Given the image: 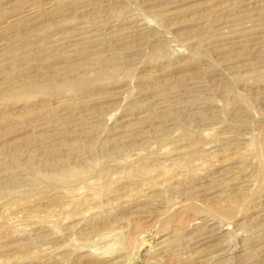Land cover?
<instances>
[{
  "label": "rangeland",
  "instance_id": "rangeland-1",
  "mask_svg": "<svg viewBox=\"0 0 264 264\" xmlns=\"http://www.w3.org/2000/svg\"><path fill=\"white\" fill-rule=\"evenodd\" d=\"M115 257L264 264V0H0V264Z\"/></svg>",
  "mask_w": 264,
  "mask_h": 264
},
{
  "label": "bare ground",
  "instance_id": "bare-ground-1",
  "mask_svg": "<svg viewBox=\"0 0 264 264\" xmlns=\"http://www.w3.org/2000/svg\"><path fill=\"white\" fill-rule=\"evenodd\" d=\"M250 34H251V33H250ZM109 232H110V231H109ZM111 232H112V231H111ZM111 232H110L109 234H108V233H107V234L105 233V234L101 235L99 238H98V237H97V238L100 239V240H101V239L103 240V238H105V237H106V238L109 237L110 234H111ZM113 233H114V232H113ZM112 235H114V234H111V236H112ZM97 238H96V239H97ZM114 238H115V237H114ZM95 241H96V240H95ZM98 242L100 243V241H98ZM105 242H108V241L105 240ZM137 242H139V240H138ZM101 243H102V242H101ZM112 243H113V242H112ZM113 245H114V244H113ZM113 245H111V246H113ZM107 246H108V245H107ZM136 246H137V245H136ZM108 247H109V246H108ZM103 248H104V247H103ZM107 249H108V248H107ZM136 249H137V248H136ZM109 250H110V249H109ZM134 251H135V249H134ZM137 251H138V250H137ZM131 253H132V252H131ZM126 255H128V253H127ZM120 256H121V255H120ZM121 258H122V257H121ZM117 262H120V261H118V259H117L116 257L114 258V260H111V259H110V263H111V264H119V263H117Z\"/></svg>",
  "mask_w": 264,
  "mask_h": 264
}]
</instances>
